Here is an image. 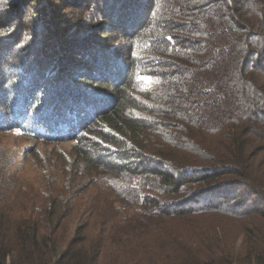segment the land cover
<instances>
[{"label":"trees","instance_id":"1","mask_svg":"<svg viewBox=\"0 0 264 264\" xmlns=\"http://www.w3.org/2000/svg\"><path fill=\"white\" fill-rule=\"evenodd\" d=\"M2 128L74 145L41 199L0 164V264H264V0H0Z\"/></svg>","mask_w":264,"mask_h":264},{"label":"rangeland","instance_id":"2","mask_svg":"<svg viewBox=\"0 0 264 264\" xmlns=\"http://www.w3.org/2000/svg\"><path fill=\"white\" fill-rule=\"evenodd\" d=\"M5 15L8 17L11 15V13L7 12ZM71 17L73 21H77L79 19L82 21V17L84 16L78 12V10H75L71 14ZM92 17L94 16L88 13L87 24L92 21ZM29 29L33 31L35 28ZM139 62L142 63L141 61ZM142 84L143 82L138 80L136 82L137 88L142 87ZM73 143L74 142L72 141H66L62 143H44L38 141L32 136H28V134L20 131L19 129H0V164L7 166V172L10 173L11 171L14 176L13 180H17V186L15 190L19 193L18 198L16 199L18 202H25V199H28L31 196H34V199H41L38 194L40 195L42 185L47 184V182H52L51 179H53L54 176L58 174V170L62 165L65 155L69 156L73 152ZM86 181H89V179L85 181L83 180L82 186L87 185ZM89 191L91 192L90 188L89 190H86L85 193L87 194ZM241 195L242 197L247 195L246 190H244ZM243 202L245 204L248 203L246 199H244ZM250 204L264 206V201L255 199L253 202H250L247 205ZM206 222L208 224L218 225L217 220L215 221L214 219L206 220ZM255 222L258 223L259 221L255 220ZM79 223L81 224V220L75 221V219H73L72 225L70 226L71 229H74V226ZM242 226V221H236L233 223L232 226H229L227 229L225 238L231 241L235 240L236 245H240L243 239V236L241 235ZM176 233L177 235H180L181 233L185 239L188 237H194L195 235V233L188 228L177 227ZM142 245L143 244L140 243L137 246ZM111 250L106 252V254L101 259H99V261H101L99 264L152 263L151 259L147 258L145 254L141 253V250L138 248H136V252L125 251L118 253L112 248ZM94 255L95 254L91 252L88 254L89 258L93 257Z\"/></svg>","mask_w":264,"mask_h":264}]
</instances>
